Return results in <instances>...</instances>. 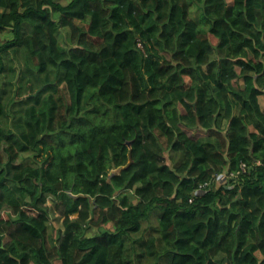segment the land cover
I'll return each mask as SVG.
<instances>
[{"label":"trees","instance_id":"obj_1","mask_svg":"<svg viewBox=\"0 0 264 264\" xmlns=\"http://www.w3.org/2000/svg\"><path fill=\"white\" fill-rule=\"evenodd\" d=\"M6 33L0 264H264V0H0Z\"/></svg>","mask_w":264,"mask_h":264},{"label":"rangeland","instance_id":"obj_2","mask_svg":"<svg viewBox=\"0 0 264 264\" xmlns=\"http://www.w3.org/2000/svg\"><path fill=\"white\" fill-rule=\"evenodd\" d=\"M58 1L59 3H61L62 5H66L67 4V0H56ZM65 33V32H64ZM64 35V34H63ZM12 38V34L10 33H6V34H3L2 36H0V44L4 43L5 40H9ZM65 38V37H64ZM61 40V38H60ZM62 42V41H61ZM15 64V66H17L18 68L16 69V72H18L20 70V68H23V64H21L20 66L17 65V63L13 62ZM5 74L4 76L2 77V79L4 80L5 79ZM10 119H8L9 121ZM194 133H197L199 134V131H196V130H192ZM200 135V134H199ZM4 148V145L1 144V150ZM6 157V156H5ZM21 161H24L25 163L27 164H33L35 165L33 162H34V159L31 157V156H27V155H20L19 158L17 159V162L18 164L21 163ZM37 166V165H36ZM222 181L225 183L226 182V179L224 178L223 174L219 176ZM220 182V181H219ZM47 214H48V218H49V224L50 226L54 227L55 230L57 231L58 229H61L63 228V225H62V217L57 213L55 212L54 210V202H48L47 203ZM157 225V220L152 217L148 222L145 223V228L147 229L145 233H143V235L141 236L143 239H146L147 238V234L148 233H153V234H156V232L153 231L154 227ZM91 229H94V227H92ZM94 231H90L91 234H93ZM158 234V233H157ZM156 234V235H157ZM142 264H152L151 261H144Z\"/></svg>","mask_w":264,"mask_h":264},{"label":"built area","instance_id":"obj_3","mask_svg":"<svg viewBox=\"0 0 264 264\" xmlns=\"http://www.w3.org/2000/svg\"><path fill=\"white\" fill-rule=\"evenodd\" d=\"M257 161H255L256 163ZM249 169V166H247L245 163L241 164L239 167V171L236 172L235 174H230L231 178H237L238 175H240L241 173H245L247 170ZM224 176V175H223ZM225 178V177H224ZM221 181V183L224 185L225 183L222 181V179L220 177H218L217 182ZM207 184H204L201 187H205Z\"/></svg>","mask_w":264,"mask_h":264}]
</instances>
